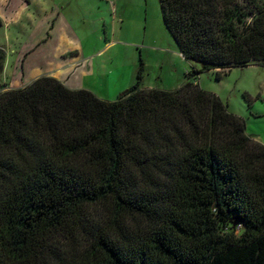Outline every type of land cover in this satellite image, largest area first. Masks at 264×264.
Returning <instances> with one entry per match:
<instances>
[{"label":"trees","instance_id":"16d2710c","mask_svg":"<svg viewBox=\"0 0 264 264\" xmlns=\"http://www.w3.org/2000/svg\"><path fill=\"white\" fill-rule=\"evenodd\" d=\"M159 6L198 64L173 89L0 85V264H264V144L196 84L264 68V0Z\"/></svg>","mask_w":264,"mask_h":264},{"label":"rangeland","instance_id":"374dc122","mask_svg":"<svg viewBox=\"0 0 264 264\" xmlns=\"http://www.w3.org/2000/svg\"><path fill=\"white\" fill-rule=\"evenodd\" d=\"M139 60L144 85L162 89L191 80L186 72L198 68L179 53L159 0H0V84L23 86L51 71L67 88L91 86L103 98L106 82ZM196 84L219 96L264 144L263 67H235L220 79L200 72Z\"/></svg>","mask_w":264,"mask_h":264},{"label":"crops","instance_id":"0c3cea01","mask_svg":"<svg viewBox=\"0 0 264 264\" xmlns=\"http://www.w3.org/2000/svg\"><path fill=\"white\" fill-rule=\"evenodd\" d=\"M67 27H68V25H67ZM70 63H72V62L70 61ZM140 65L142 66V69H143L141 87H145V88L146 87H152L150 85H144V82H143V80H144V68H143L142 61L139 60L138 64H132V65H130V64H124V66L122 67V70H121L122 73L120 74V76H118L119 74L118 75L115 74V81H114V83H111L110 81H107L106 82V85H107L106 86V93L104 94L105 97H103L102 99L113 100L119 94L123 93L129 87L128 86V83H131V81H133V79H134L133 83L135 82L136 72H137V70H138V68H139ZM101 66H102V69L105 70V66H103V65H101ZM91 71H92V69H91ZM50 72L51 71H47V72H45V74H42V75H46L47 74L49 76L54 77ZM39 76H41V75L35 76L31 80H33V79H35V78H37ZM56 78H58V77L56 76ZM0 85H4V84L2 83ZM7 87H10V86H7ZM14 87H17V86H14ZM10 88H12V87H10ZM124 88H125V90H123L122 92H120ZM80 89H87V90H90L91 92H93L94 94H96L91 86H85V87L82 86V88H80ZM96 95L101 98V96H99L98 94H96Z\"/></svg>","mask_w":264,"mask_h":264},{"label":"water","instance_id":"95a60500","mask_svg":"<svg viewBox=\"0 0 264 264\" xmlns=\"http://www.w3.org/2000/svg\"><path fill=\"white\" fill-rule=\"evenodd\" d=\"M236 223H237V221L234 222V224H236Z\"/></svg>","mask_w":264,"mask_h":264}]
</instances>
